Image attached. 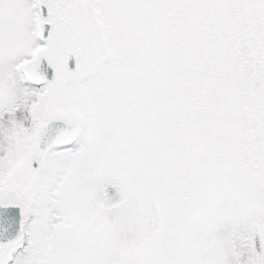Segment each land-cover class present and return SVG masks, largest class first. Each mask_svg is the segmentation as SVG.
<instances>
[{
	"label": "snow or ice",
	"instance_id": "6c2138e0",
	"mask_svg": "<svg viewBox=\"0 0 264 264\" xmlns=\"http://www.w3.org/2000/svg\"><path fill=\"white\" fill-rule=\"evenodd\" d=\"M0 264H264V0H0Z\"/></svg>",
	"mask_w": 264,
	"mask_h": 264
}]
</instances>
